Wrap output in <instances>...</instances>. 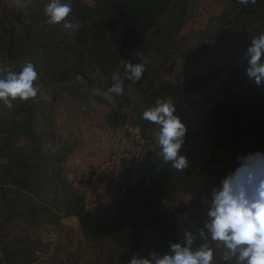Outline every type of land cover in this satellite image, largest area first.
<instances>
[{"label":"rangeland","instance_id":"rangeland-1","mask_svg":"<svg viewBox=\"0 0 264 264\" xmlns=\"http://www.w3.org/2000/svg\"><path fill=\"white\" fill-rule=\"evenodd\" d=\"M24 2L27 7L19 9L15 0H0V68L18 73L25 61L33 63L39 73V93L34 100L13 102L11 109L0 105V127L11 132L8 136L1 134L0 161L14 162L3 152L20 141V134L34 140L41 130L44 133L39 147L42 154L49 147H57L62 142L53 136H56L53 130L56 120L65 121L66 114L70 113L78 122L91 115L98 103L110 112L111 122L139 124L147 130L153 128L145 133L152 132L159 126L142 120L138 110L153 107L152 95L160 94L164 86H169L167 96L164 98L161 94L160 99L170 100L176 108L174 115L178 118L183 115L191 128H198L194 138L206 135L214 138L222 134L218 145L238 138H264V87L257 88L248 80L247 62L243 59L251 40L264 34V0H257L255 5H240L236 0H171L156 28L149 31L140 45L128 47L114 70L100 68L85 53L87 56L81 58L84 67L82 64L80 69L75 67L52 74L59 78L53 82L46 79L49 74L41 69L50 70L53 65L67 63L73 55L78 56L80 49L75 46L71 30H64L62 24H47L43 8L50 0ZM61 2L70 3L72 9L95 4V0ZM139 56L147 61V70L134 85L136 94L129 96L126 86L131 82L124 78L123 63H139ZM76 62L81 64L79 60ZM113 75L125 86L124 95L113 99L115 107L105 99L107 89L113 86ZM221 102L230 103L237 111L223 114L230 120L225 133L214 128L222 120L218 114ZM61 127L62 132L68 129L63 122ZM62 154L59 149L58 154L47 161L42 156L43 170L50 173L52 164L62 160ZM29 156L33 158L32 154ZM2 172L0 162V175ZM92 174L96 178L95 186H103L102 173ZM78 182L84 183L82 179ZM106 183L101 196L114 195L109 188L113 182ZM82 202L80 199L75 207L71 206L74 215L82 213ZM109 204L112 210L107 209L103 215H81L80 218L86 220L83 224L77 219L62 223L59 220L57 226L44 223L42 230L35 229L33 222L22 220L20 215L0 219V264H128L133 255L146 258L136 253L129 238H117L118 232L99 225L106 219L116 218L117 201L113 199ZM201 207L199 200L189 204L172 203L157 219L170 226L172 233L177 234L176 241L180 242L184 229L201 227L207 220L208 209ZM65 208L63 203L59 219H67ZM214 261L226 264L220 246L214 249Z\"/></svg>","mask_w":264,"mask_h":264},{"label":"crops","instance_id":"crops-1","mask_svg":"<svg viewBox=\"0 0 264 264\" xmlns=\"http://www.w3.org/2000/svg\"><path fill=\"white\" fill-rule=\"evenodd\" d=\"M73 56L74 58L61 66L53 65L50 70L41 67V70L44 74L57 75L63 71H71L75 67L80 69L82 64L84 67L85 62L81 57ZM61 122L67 124L68 129L64 132L61 131ZM124 125L111 122L110 112L101 103H98L91 115H86L78 122L70 113L66 114L65 121L57 119L56 125L53 126L56 136H53L62 143L52 148L56 150V155L60 149L64 156L62 160L52 164L50 173L43 170L42 156L47 161L48 158H53L54 154L50 152V147L43 154L39 149L44 133L40 130V135L34 140L20 134L18 137L20 141L3 152L5 157L11 156L14 162L10 164L0 161L3 166L0 175L2 180L0 219L6 220L14 217V214L20 215L22 220L33 222L34 228L39 230L43 229L44 223L57 226L59 220L62 223L69 219H77L79 224H83L86 220L80 218L81 215L87 217L95 213L103 215L112 210L108 205L115 199L118 204L116 218L110 221L106 219L99 225H103L108 231L118 232L117 238H129L130 244L141 256L145 255L147 258L149 253L153 252L165 254L168 252L169 244L177 242V234L172 233L170 226L164 221H159L157 215L163 213L169 204L177 202L189 204L199 200L201 208L208 209L212 189H218L220 181L239 167L238 157L256 152L264 153L262 136L238 138L228 144H217L214 153L198 162L187 143L198 138H194V133L199 130L189 125L190 135L179 153L189 161V167L185 172H177L170 164L162 163L158 145L138 167L126 164L119 182L111 180L113 183L109 188L114 195L101 196L102 188L107 186V181L103 178V186L96 187V178L92 177L94 176L92 173L100 175V172H103L101 163L121 146L128 147L129 137L124 133ZM133 126L141 129L138 124ZM2 133L8 136L11 132H6L0 127V138ZM31 154L33 158L29 156ZM80 179L84 181L83 184L78 182ZM80 199H83L80 203L82 213L74 215L72 207H75ZM63 203L66 207L65 220L59 219ZM96 209L99 211L94 212ZM179 226L181 228V225Z\"/></svg>","mask_w":264,"mask_h":264},{"label":"clouds","instance_id":"clouds-1","mask_svg":"<svg viewBox=\"0 0 264 264\" xmlns=\"http://www.w3.org/2000/svg\"><path fill=\"white\" fill-rule=\"evenodd\" d=\"M237 4L257 3V0H236ZM15 6L24 9V0H15ZM70 3L50 0L43 8L49 25H61L73 33L79 25L72 23ZM139 63L124 62V78L128 87L137 84L146 72L147 61L141 56ZM247 62L245 74L257 88L264 87V34L251 40L243 53ZM39 73L33 63L25 61L17 73L0 68V105L7 109L13 102L34 100L39 93ZM113 86L108 88L105 99L113 104L114 97L122 96L125 86L119 77L112 76ZM176 108L168 100L157 99L153 107L141 114V119L159 126L157 144L159 157L177 172L189 167L186 157L179 155L187 129L174 115ZM239 167L213 188L208 201L207 220L201 227L184 229L180 242L170 243L168 252L160 255L149 253L147 258L133 255L128 264H215L214 249L220 246L221 257L226 264H264V153L256 152L238 157Z\"/></svg>","mask_w":264,"mask_h":264},{"label":"trees","instance_id":"trees-1","mask_svg":"<svg viewBox=\"0 0 264 264\" xmlns=\"http://www.w3.org/2000/svg\"><path fill=\"white\" fill-rule=\"evenodd\" d=\"M170 3L171 0H95L94 6L73 8L70 16L71 22L79 25V31L74 33L75 46L80 49L79 57L89 55L100 68L114 70L126 49L140 45L149 31L156 28ZM46 79L59 81L53 75ZM167 87L169 86L160 89V94L152 95V105L162 97L159 95L164 94V98L167 96ZM221 105L222 109L218 114L222 120L214 128L225 133L230 120L224 118L223 114L237 111L230 103L221 102ZM143 111L145 109L138 110L140 115ZM179 119L187 129L185 141L190 135L189 125L183 115ZM138 126L143 131L147 130L139 124ZM222 138V134L214 136L215 143L218 144Z\"/></svg>","mask_w":264,"mask_h":264},{"label":"built area","instance_id":"built-area-1","mask_svg":"<svg viewBox=\"0 0 264 264\" xmlns=\"http://www.w3.org/2000/svg\"><path fill=\"white\" fill-rule=\"evenodd\" d=\"M159 129L152 132H143L139 128H134L130 124L124 125V133L129 137V145L121 146L117 151L113 152L110 157L101 163L103 167L102 179L107 182L111 180L119 182L123 173V167L127 164L131 167L141 165L147 156L158 146L157 136ZM192 150L196 161L200 162L207 159L217 149L214 138L206 135L187 143ZM52 154L56 153L54 148L50 149Z\"/></svg>","mask_w":264,"mask_h":264},{"label":"water","instance_id":"water-1","mask_svg":"<svg viewBox=\"0 0 264 264\" xmlns=\"http://www.w3.org/2000/svg\"><path fill=\"white\" fill-rule=\"evenodd\" d=\"M130 85V84H129ZM129 85L126 86V91L129 96H134L136 94V90L134 85L132 87H128Z\"/></svg>","mask_w":264,"mask_h":264}]
</instances>
